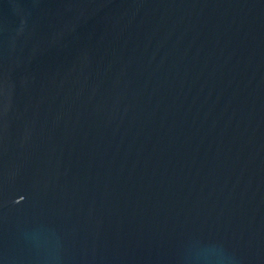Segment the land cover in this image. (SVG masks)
Returning a JSON list of instances; mask_svg holds the SVG:
<instances>
[{"label":"water","instance_id":"95a60500","mask_svg":"<svg viewBox=\"0 0 264 264\" xmlns=\"http://www.w3.org/2000/svg\"><path fill=\"white\" fill-rule=\"evenodd\" d=\"M0 264H264V0H0Z\"/></svg>","mask_w":264,"mask_h":264}]
</instances>
